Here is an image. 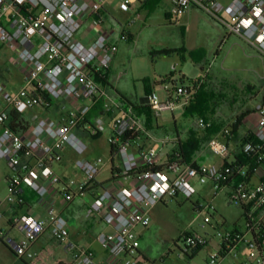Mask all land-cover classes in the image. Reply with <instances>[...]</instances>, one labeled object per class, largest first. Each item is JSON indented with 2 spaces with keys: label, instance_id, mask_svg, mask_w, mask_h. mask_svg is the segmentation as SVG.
Masks as SVG:
<instances>
[{
  "label": "built area",
  "instance_id": "2783aa9c",
  "mask_svg": "<svg viewBox=\"0 0 264 264\" xmlns=\"http://www.w3.org/2000/svg\"><path fill=\"white\" fill-rule=\"evenodd\" d=\"M106 1L0 0V50L4 48L12 55L23 74L16 91L0 83V161L10 172L5 179L7 194L0 198V220L4 203L23 204V187L36 195L46 213L45 219L31 214L13 217L11 224L22 238L3 236L4 244L18 258L32 260V245L48 233L70 255V264H149L139 251L137 229L150 225L151 210L169 198L192 197L196 193L193 182L210 183L214 195L229 189V202L241 208L244 225L242 229L216 233L222 241L220 251L211 254L206 264H220L231 256L236 259L231 264H264V100L253 108L256 123L250 132L252 139L241 147L246 161L234 160L222 166H194L168 159L161 162L162 146H175L176 138L154 137L133 105L118 100L105 85L117 52L115 32L104 27ZM146 1L122 0L119 7L130 11ZM171 2L175 15L193 8L208 14L223 28L225 38H238L264 59V0ZM127 37L121 29L118 38ZM161 85L168 92L165 102H159L154 92L146 96V106L155 119L162 111L172 112L189 104L201 81L192 86L176 85L171 92L167 84ZM57 100L71 106L58 121L39 122L21 133L9 127L10 111L24 114L35 107L49 109ZM95 106L101 113L90 117ZM197 125L200 129L209 127L203 118ZM76 130L91 138L109 130L108 142L120 163L111 179L97 184L96 178L106 164L100 157L91 161L76 158L74 168L79 177L63 179L54 172L52 165L62 161L65 148L77 156L86 151ZM222 135L227 138L230 129H224ZM142 137L152 144L142 148L133 142ZM210 144L216 145V141ZM227 154L226 147H218V155ZM51 186H59L66 201L91 194L85 215L111 229L96 236L109 260L97 262L92 250L69 240L65 217L47 200ZM204 208L213 210L210 203L195 205L199 212ZM211 219L205 216L204 224H210ZM206 245V237L187 235L184 253Z\"/></svg>",
  "mask_w": 264,
  "mask_h": 264
},
{
  "label": "rangeland",
  "instance_id": "374dc122",
  "mask_svg": "<svg viewBox=\"0 0 264 264\" xmlns=\"http://www.w3.org/2000/svg\"><path fill=\"white\" fill-rule=\"evenodd\" d=\"M121 2L122 0H107L104 5L106 12L103 13L104 27L107 30L122 29L129 33L127 39L115 40L117 55L113 61V73L119 76L116 87L130 102L140 103L146 97L145 86L148 84L157 100L163 103L168 92L162 89L161 84H167V91L171 92L176 85L192 86L200 78L201 85L192 101L172 112H160L158 121L163 126V135L173 134L175 121L179 131L186 130L204 136V145L211 137L219 135L220 137L213 138L216 145L209 142L212 155L206 158L207 163L219 164L218 147H225L226 142L222 138L223 130L230 129V124L236 117H245L241 132L253 128L256 123L252 110L256 103L264 99V59L256 50L234 36L224 39V30L216 20L198 9L193 8L182 15H175L171 0H149L144 2L142 8L137 4L130 11H122L119 7ZM130 21L133 23L129 26ZM166 48L176 51L151 59V51ZM166 76L171 77V82L162 83ZM22 77L12 55L5 49L0 50V82H5L7 89L14 90ZM193 104L195 110L189 107ZM199 118L209 123V129L198 127ZM107 135L105 131L97 138L82 139L86 151L81 156L70 150L66 151L70 159L69 167L74 169L76 158L91 161L100 157L106 164L97 179L107 181L111 166ZM234 142L239 144V137L236 136ZM229 160L234 161V156L229 155ZM54 168L56 170L57 166L54 165ZM9 174L5 162L0 161V198L7 194L5 177ZM65 177L75 178L77 174L68 171ZM193 185L196 193L192 197L186 199L179 195L166 199L151 210L150 225L137 229L142 236L141 249L152 263L206 264L211 254L220 251L222 241L216 236L217 232L225 233L243 228L242 210L229 202L228 188L214 195L210 183L199 185L193 182ZM208 203L213 206V210H195L196 204ZM209 215L211 223L204 224V217ZM187 235L204 236L207 245L197 252L188 250L184 253ZM3 236L13 235L3 233L0 236V264L28 262L29 260L20 259L7 249ZM53 249L55 259H70V255L64 253L62 245H55ZM232 262H236L232 256L220 260V264Z\"/></svg>",
  "mask_w": 264,
  "mask_h": 264
},
{
  "label": "crops",
  "instance_id": "0c3cea01",
  "mask_svg": "<svg viewBox=\"0 0 264 264\" xmlns=\"http://www.w3.org/2000/svg\"><path fill=\"white\" fill-rule=\"evenodd\" d=\"M172 1V0H171ZM140 7L144 5V3L139 4ZM106 12L105 9L102 12ZM114 26V25H113ZM113 26H111L113 28ZM84 29V28H83ZM223 29V28H222ZM114 35V41L118 38V33L121 31H115ZM129 34V33H128ZM230 37V36H229ZM228 37V38H229ZM225 39V34L224 37ZM119 39V38H118ZM238 39V38H236ZM239 40V39H238ZM241 41V40H240ZM85 43H88L89 40H84ZM2 48L1 50H3ZM7 53H9L7 51ZM116 55L113 58V61L116 58ZM113 61L110 65V68L107 72L106 75V80H105V85L108 87V89L113 93V95L120 101L126 103V104H131L135 108V111L137 115L141 118V120L144 122L146 128L151 132V134L156 137V138H162L165 137V135L162 134L163 132V126L160 124L158 119H155L153 116L152 111L148 109H143L140 108V106H146V102H140V103H132L123 95L118 87H116V83L119 79V76L114 75L113 73ZM21 81V83H19ZM18 82V87L14 90L10 91H16L22 84V79ZM1 83V82H0ZM3 83V82H2ZM4 85L5 82L3 83ZM7 87V86H6ZM151 92H152V87ZM9 90V89H8ZM264 100V99H262ZM70 104L68 102H65L63 100H57L53 102L52 106L49 109H42L40 107H35L27 112L24 113V115L30 119L32 127L36 123L39 122H44V121H58L61 117L66 115L67 110L70 108ZM98 109L92 113L90 111V117H95L98 116L101 111L99 106H97ZM149 113V115H147ZM252 114L253 110H252ZM237 118L234 119L232 124L236 122ZM245 118V117H244ZM244 118H241L239 125L236 126V129L233 130L231 128L230 124V135L225 139V147L227 148L228 154L225 155L224 157L218 156L220 163L215 164V163H207L206 158L212 155V152L209 148V142L213 140V138H218L220 137L219 135L213 136L209 139V142H205L204 145V136H201L199 133L197 134L196 132L191 133L187 132L186 130L179 131L176 126V122L173 121V134L170 135L169 137H174L177 140L176 145L179 143H183L186 141V139L189 137L190 134H192L196 139L200 141V146L198 151L196 152L194 158L192 159V162H195L196 164H205V165H210L214 164L216 166H222L226 162H231L229 160V155L234 156V160H242V153H241V147L243 142L245 141L244 138L247 134H250L251 129L246 130L244 132H241V127L244 121ZM209 129V128H207ZM217 130V129H216ZM108 133L107 139L109 138V130H106ZM75 133L81 138L85 139L87 136L81 132L80 130H76ZM239 137V144H235L234 139L235 137ZM133 142L135 144L141 145L140 147L142 148H147L150 144H152V141H149L145 139L144 137L140 139H134ZM110 145V144H109ZM175 145V146H176ZM175 146L171 145H164L162 146V149L160 151L159 157L161 162H165L168 159V156L172 152ZM111 147V145H110ZM67 149V150H65ZM62 152V161L58 164H53L52 168L54 172L61 178L67 179L69 177L66 176V172L71 171L77 174V177L80 176V174L76 171V169H71L69 167L70 165V159L68 158V153L66 151H69V148H65ZM71 151V150H70ZM115 156V155H114ZM111 154V149H110V177L108 178L111 179L112 175L117 173L120 169V163L116 157H114ZM113 158V161L111 159ZM164 160V161H163ZM54 165L57 166L56 170L54 168ZM63 170V171H62ZM97 184L103 183L105 181H100L96 178ZM91 194L87 193L83 196L80 197H74L68 201L64 199V196L62 194L61 189L59 186H51L49 190V195L47 197V200L55 205L58 211L61 212V214L65 217L67 224H68V231H69V240L74 242L75 244L89 248L92 250L95 254L96 260L99 263H103L107 260H109V256L105 250L101 248L99 243L96 240V236L100 232H110L111 229L104 225L99 219L97 218H92L89 219L85 215V209L88 205V203L91 200ZM22 197H23V204H3L1 206V212H2V218L0 220V236L4 233L5 235L12 234L13 236H8L12 237L15 240H20L22 238V235L12 226L11 224V219L15 216H18L20 214H31L35 217H38L40 219H45L46 213H45V207L43 204L38 200L36 195L31 192L29 189L23 187V192H22ZM137 235L139 238L140 242V247L139 251L143 255V257L149 262V264H154L152 263L145 252L141 249V232L137 231ZM58 245L56 242L50 237L48 233H45L41 238H39L31 247V251L35 254V258L32 260H29L28 262H25L27 264H70L71 258H56L55 259V251H54V246ZM7 247V246H6ZM7 249L11 251L8 247ZM12 252V251H11ZM13 253V252H12ZM65 253V252H64ZM66 254V253H65Z\"/></svg>",
  "mask_w": 264,
  "mask_h": 264
},
{
  "label": "trees",
  "instance_id": "16d2710c",
  "mask_svg": "<svg viewBox=\"0 0 264 264\" xmlns=\"http://www.w3.org/2000/svg\"><path fill=\"white\" fill-rule=\"evenodd\" d=\"M175 51L176 50L166 48V49H162V50L151 51L150 56H151V59L154 60L157 56H162V55L167 56V55H170L171 53H173ZM170 80H171V77L166 76L163 78L162 83L171 82ZM200 80L201 79L198 78L193 83V85L196 84L197 82H199ZM158 83L161 84L160 82H158ZM145 93H146V96L151 93V88H150V85H148V84L145 86ZM147 107L148 106H140V108H143V109H148ZM189 107L193 110L196 109L194 104L192 105V107L191 106H189ZM96 108L98 109V107L95 106L91 112L93 113L96 110ZM147 115H149V113ZM240 120H241L240 117L237 118L236 122H234L231 125V128L233 130H235L236 126L239 125ZM8 125L12 130H14L18 133H21V132L26 131L30 127L31 121L24 114H20V113H17L15 111H10L9 112ZM97 137H99V136H96L94 138H97ZM251 139H252V137L250 136V134H247L244 138L245 141L251 140ZM199 146H200V141L198 139H196L192 134H190L189 137L186 139V141H184L183 143L178 142V144L174 147V149L172 150V152L168 156V160L169 161L178 160L180 163H192L194 166H196L197 164L195 162H192V159L194 158L196 152L198 151ZM110 149H111V154L114 156L115 155L114 147L111 146ZM242 158H243L242 160L239 159L240 162L247 160L246 159L247 157L245 155H242ZM111 161H113V158L111 159ZM160 168L161 167H158V166L156 167V169H160ZM5 179H6V177H5ZM200 249L201 248L195 250V252H197ZM24 264H27V263L24 262Z\"/></svg>",
  "mask_w": 264,
  "mask_h": 264
},
{
  "label": "water",
  "instance_id": "95a60500",
  "mask_svg": "<svg viewBox=\"0 0 264 264\" xmlns=\"http://www.w3.org/2000/svg\"><path fill=\"white\" fill-rule=\"evenodd\" d=\"M141 102H147V98L146 97L142 98Z\"/></svg>",
  "mask_w": 264,
  "mask_h": 264
}]
</instances>
